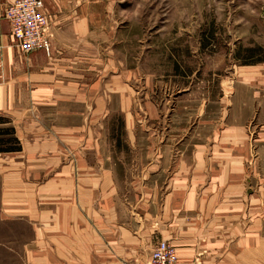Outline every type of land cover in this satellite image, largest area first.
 <instances>
[{
  "label": "crops",
  "instance_id": "1",
  "mask_svg": "<svg viewBox=\"0 0 264 264\" xmlns=\"http://www.w3.org/2000/svg\"><path fill=\"white\" fill-rule=\"evenodd\" d=\"M99 1L44 0L50 55L18 48L0 1V115L22 142L0 155L1 252L19 264H149L162 239L184 263L264 264V61L236 73L198 149L150 146L128 168L100 144L114 95L140 143L129 98L111 91L107 64L85 61L105 25Z\"/></svg>",
  "mask_w": 264,
  "mask_h": 264
},
{
  "label": "rangeland",
  "instance_id": "2",
  "mask_svg": "<svg viewBox=\"0 0 264 264\" xmlns=\"http://www.w3.org/2000/svg\"><path fill=\"white\" fill-rule=\"evenodd\" d=\"M95 5L104 14L105 30L89 38L85 61L93 69L108 65L110 89L128 96V115L140 142L129 141L122 98L114 95L100 145L103 154L128 168L144 161L150 146L166 154L198 149L225 116L221 100L229 96L236 73L248 62L264 61V0H100ZM0 117L10 121L0 129L13 127ZM10 146L15 145H0V151ZM21 150L22 142L10 152ZM160 209L149 212L157 216ZM1 253L0 264H19L14 253Z\"/></svg>",
  "mask_w": 264,
  "mask_h": 264
},
{
  "label": "built area",
  "instance_id": "3",
  "mask_svg": "<svg viewBox=\"0 0 264 264\" xmlns=\"http://www.w3.org/2000/svg\"><path fill=\"white\" fill-rule=\"evenodd\" d=\"M5 2V18L11 23L18 48L30 54L38 50L51 54L49 18L44 13L43 0H0ZM149 264H203L200 260L184 263L176 248L161 240L151 253Z\"/></svg>",
  "mask_w": 264,
  "mask_h": 264
},
{
  "label": "trees",
  "instance_id": "4",
  "mask_svg": "<svg viewBox=\"0 0 264 264\" xmlns=\"http://www.w3.org/2000/svg\"><path fill=\"white\" fill-rule=\"evenodd\" d=\"M249 63L250 62H248V64ZM4 122L9 123L10 121L9 120H6L4 118H1L0 119V123H4ZM15 133H16V131H15V128L14 127H11L8 130H6V131H4L3 129H0V136H4L5 137V136L11 135V138L9 140L0 139V145L1 146H6L10 142L13 143V145H15V146H10V148L2 149L0 151V153H7V152H10V151H16V150H19L20 149V142L18 141V138L15 136Z\"/></svg>",
  "mask_w": 264,
  "mask_h": 264
}]
</instances>
